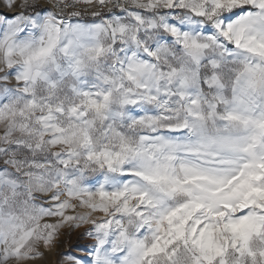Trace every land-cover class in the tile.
Here are the masks:
<instances>
[{
    "label": "snow or ice",
    "instance_id": "snow-or-ice-1",
    "mask_svg": "<svg viewBox=\"0 0 264 264\" xmlns=\"http://www.w3.org/2000/svg\"><path fill=\"white\" fill-rule=\"evenodd\" d=\"M3 6L0 264H264V0Z\"/></svg>",
    "mask_w": 264,
    "mask_h": 264
},
{
    "label": "rangeland",
    "instance_id": "rangeland-1",
    "mask_svg": "<svg viewBox=\"0 0 264 264\" xmlns=\"http://www.w3.org/2000/svg\"><path fill=\"white\" fill-rule=\"evenodd\" d=\"M0 12L7 13L8 15H13L14 13L9 11L7 8L3 6V0H0ZM83 243L82 241H78L77 236H73L71 238V244L66 246L64 251H73L77 245V243ZM76 255H81L79 251L75 252ZM56 257L50 256L46 262H41V264H55Z\"/></svg>",
    "mask_w": 264,
    "mask_h": 264
}]
</instances>
